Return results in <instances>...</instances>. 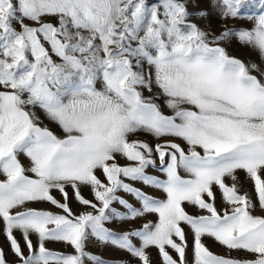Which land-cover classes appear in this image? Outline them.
I'll return each mask as SVG.
<instances>
[{
	"label": "snow or ice",
	"instance_id": "1",
	"mask_svg": "<svg viewBox=\"0 0 264 264\" xmlns=\"http://www.w3.org/2000/svg\"><path fill=\"white\" fill-rule=\"evenodd\" d=\"M0 237V264H264V0H0Z\"/></svg>",
	"mask_w": 264,
	"mask_h": 264
},
{
	"label": "rangeland",
	"instance_id": "2",
	"mask_svg": "<svg viewBox=\"0 0 264 264\" xmlns=\"http://www.w3.org/2000/svg\"><path fill=\"white\" fill-rule=\"evenodd\" d=\"M214 26H218V25H216L215 22H214ZM229 51H230L231 55L237 56V57H239L241 59H244L247 56V50H244V49H240V50L230 49ZM141 138H143V137H141ZM239 175H240L241 179H243L245 174L243 172H241ZM229 183H230V181H229ZM137 186L139 187L140 185H137ZM251 189H252L251 183L250 182H246L244 184V189L243 190L251 191ZM145 190L148 191L150 195H153V196H156V197H161L162 196V193H160L159 191L152 190V189H145ZM85 195H87V193H85ZM121 195H123V194L121 193ZM129 199H131V198L129 197ZM217 203H218V207L222 206L220 204L219 199H218ZM33 206L41 208V209H44V210L53 211V212H57L58 211L55 207H53V206H51L49 204H46V203L45 204L33 205ZM73 210L76 211V212H79L80 208L76 204H73ZM188 210L192 211L191 208H189ZM254 214L260 215L261 213L259 211H257ZM139 223H140V221H137L135 223V225H133V226H139ZM111 227L115 228L114 225H112ZM125 227H127V225ZM117 230H119V229H117ZM2 239H3V237H0V241H2ZM206 243L209 246L211 251H213L215 253H218V254H226V250L222 246L218 245L217 243H215V242H213L211 240H207ZM48 247L50 249H52V250H55V251H61V252H71L72 251L71 248H65V246L63 244H59V243L49 244ZM89 250L93 251V252H100V250L98 248H95V247H90ZM101 254L105 258H108V259L120 258V257H123L125 255L122 252H117V251L112 250V249H105ZM233 254L235 255V253H233ZM151 255H152V258L155 260L156 259V250L155 249L151 250ZM9 258L11 259V256ZM189 258H191L190 251H189Z\"/></svg>",
	"mask_w": 264,
	"mask_h": 264
}]
</instances>
